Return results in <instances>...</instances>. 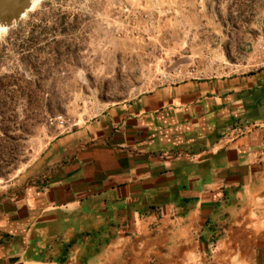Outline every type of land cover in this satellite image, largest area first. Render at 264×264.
Returning a JSON list of instances; mask_svg holds the SVG:
<instances>
[{
    "label": "crops",
    "instance_id": "crops-1",
    "mask_svg": "<svg viewBox=\"0 0 264 264\" xmlns=\"http://www.w3.org/2000/svg\"><path fill=\"white\" fill-rule=\"evenodd\" d=\"M38 169L0 194V264H264V69L109 107Z\"/></svg>",
    "mask_w": 264,
    "mask_h": 264
},
{
    "label": "rangeland",
    "instance_id": "rangeland-1",
    "mask_svg": "<svg viewBox=\"0 0 264 264\" xmlns=\"http://www.w3.org/2000/svg\"><path fill=\"white\" fill-rule=\"evenodd\" d=\"M260 69L264 0H42L0 37V194L109 107Z\"/></svg>",
    "mask_w": 264,
    "mask_h": 264
},
{
    "label": "water",
    "instance_id": "water-1",
    "mask_svg": "<svg viewBox=\"0 0 264 264\" xmlns=\"http://www.w3.org/2000/svg\"><path fill=\"white\" fill-rule=\"evenodd\" d=\"M32 0H0V24L8 29L32 8Z\"/></svg>",
    "mask_w": 264,
    "mask_h": 264
},
{
    "label": "bare ground",
    "instance_id": "bare-ground-1",
    "mask_svg": "<svg viewBox=\"0 0 264 264\" xmlns=\"http://www.w3.org/2000/svg\"><path fill=\"white\" fill-rule=\"evenodd\" d=\"M42 0H32V8H31V10L35 7V6H37L40 2H41ZM30 10V11H31ZM30 11H28V12H30ZM27 12V13H28ZM27 13L24 15V17L27 15ZM23 17V18H24ZM7 30H8V28L7 27H5V26H1V24H0V37H1V35L2 34H4V33H6L7 32Z\"/></svg>",
    "mask_w": 264,
    "mask_h": 264
},
{
    "label": "trees",
    "instance_id": "trees-1",
    "mask_svg": "<svg viewBox=\"0 0 264 264\" xmlns=\"http://www.w3.org/2000/svg\"><path fill=\"white\" fill-rule=\"evenodd\" d=\"M0 112H1V110H0Z\"/></svg>",
    "mask_w": 264,
    "mask_h": 264
}]
</instances>
